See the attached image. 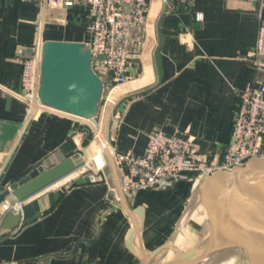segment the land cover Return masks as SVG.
<instances>
[{
    "label": "crops",
    "instance_id": "1",
    "mask_svg": "<svg viewBox=\"0 0 264 264\" xmlns=\"http://www.w3.org/2000/svg\"><path fill=\"white\" fill-rule=\"evenodd\" d=\"M163 8L162 0L151 1L145 44L132 77L104 89L89 125L51 111L32 112L18 97L22 62L36 47L46 41H90L86 7L49 10L24 0H3L1 187L38 166L49 169L75 155L86 163L99 141L119 154L132 150L140 155L154 132L194 137L210 158L224 152L231 139L235 93L264 81V61L255 55L264 0H193L178 4L174 14H164ZM196 14L202 19L197 21ZM100 177L101 182L89 185L62 184L65 192L53 208L45 194L38 197L45 211L31 224L8 230L4 222L10 213L5 214L0 264H143L145 256L152 258L171 239L202 179L138 191L126 199L128 213L116 200V186L112 191L110 180Z\"/></svg>",
    "mask_w": 264,
    "mask_h": 264
},
{
    "label": "built area",
    "instance_id": "2",
    "mask_svg": "<svg viewBox=\"0 0 264 264\" xmlns=\"http://www.w3.org/2000/svg\"><path fill=\"white\" fill-rule=\"evenodd\" d=\"M49 10H68L84 5L90 41L84 44L91 55V71L101 80L103 91L122 86L145 44L147 14L152 0H24ZM164 14H174L178 4L193 0H162ZM255 1V0H245ZM3 0H0V6ZM197 21L202 19L195 15ZM256 58L264 61V26L259 30ZM99 56L102 59H97ZM41 46L22 62L18 97L29 107L39 102ZM231 139L224 152L215 157L203 154L195 138L180 134L150 133L142 154L132 150L119 154L109 150L123 195L130 199L142 190L170 188L189 178L208 177L216 171L243 166L253 158L264 159V81L258 88L235 93ZM116 200L119 199L116 197ZM17 201L0 203V222L7 213L22 214ZM22 223V222H21Z\"/></svg>",
    "mask_w": 264,
    "mask_h": 264
},
{
    "label": "water",
    "instance_id": "3",
    "mask_svg": "<svg viewBox=\"0 0 264 264\" xmlns=\"http://www.w3.org/2000/svg\"><path fill=\"white\" fill-rule=\"evenodd\" d=\"M90 63L91 55L84 44L44 42L41 46L39 102L31 105L32 112L51 111L82 119L89 124L88 120L97 114L103 92L102 82L91 71ZM106 155L119 200L123 208L131 213L126 206L128 198L122 193L112 156ZM84 167V160L75 155L49 169L38 166L9 186H0V203L12 197L23 205L22 214L10 213L4 227L13 230L21 222L31 224L40 218L41 211L45 210L41 209L38 197L45 194L49 208H53L65 192L62 184L73 182L83 186L102 181L100 176L84 177ZM54 186L57 190L50 191ZM198 187L201 202L212 216L207 242L197 250L162 264H196L213 249L228 244L230 247L239 245L248 250L250 256L263 260L264 159L253 158L243 166L216 171L203 177ZM137 231L138 225L134 222L132 232ZM149 261V257L145 256L143 264H149Z\"/></svg>",
    "mask_w": 264,
    "mask_h": 264
},
{
    "label": "rangeland",
    "instance_id": "4",
    "mask_svg": "<svg viewBox=\"0 0 264 264\" xmlns=\"http://www.w3.org/2000/svg\"><path fill=\"white\" fill-rule=\"evenodd\" d=\"M94 152L92 154V156L87 160V162L85 163V175H97L98 177L101 176V174H104L108 180H110L111 183V190L114 191V187H115V183H114V179H113V174L109 165V161L108 158L106 156L107 151L110 150L109 144H107L106 142H98L96 146H94ZM98 151H101V153L103 154L106 164L102 165V167H100V169H96L95 165H94V157L97 155ZM110 152V151H109ZM200 180V179H198ZM60 184V183H59ZM57 184V185H59ZM56 185V186H57ZM199 187L196 186V189L194 191L193 197L190 200V202L187 205L186 211L182 217V219L180 220L178 226L176 227V230L174 232V234L172 235L171 239L165 244L164 247H162V249H160L157 253H155L152 258H150L149 260V264H158L162 261H166L170 258V253H174L175 251H177L178 253L183 252L185 249H189L191 248L193 250H197L199 248H201V246H204V244L206 243L207 237H208V233H209V228H210V221L208 220V217L203 216L202 214V203L199 200L198 202H195L194 204V208H190V205L194 202V195L195 192H197V189ZM200 206H198V204ZM201 203V204H200ZM200 207V208H199ZM204 209V208H203ZM175 238H180V240H183V244L182 247H178V249H176L174 246H172L175 241ZM190 238V239H189ZM226 247L228 249H230V246L225 245L219 248V250H221L222 252H225ZM227 249V250H228ZM169 253V254H168ZM242 253V252H241ZM230 254L226 256V260L228 259H232L230 264H249L250 260L248 259L247 255L244 254ZM180 255H178L179 257ZM169 257V258H168ZM176 259V258H175ZM223 264H228L227 262H224ZM264 264V263H263Z\"/></svg>",
    "mask_w": 264,
    "mask_h": 264
},
{
    "label": "bare ground",
    "instance_id": "5",
    "mask_svg": "<svg viewBox=\"0 0 264 264\" xmlns=\"http://www.w3.org/2000/svg\"><path fill=\"white\" fill-rule=\"evenodd\" d=\"M108 155L111 157V154L109 151H107ZM94 161V165L96 167V169H100V167H102V165L106 164V161H105V158L103 156V154L101 153V151H98L97 155L94 157L93 159ZM118 197V196H117ZM199 200L201 201V192H200V189H197V192H195V195H194V199H193V203L190 205L189 209L191 208H194L196 206L195 202H198L199 203ZM197 203V204H198ZM202 203V202H201ZM200 203V204H201ZM195 204V206H194ZM194 206V207H193ZM198 206H200L198 204ZM200 208V207H199ZM204 208V209H203ZM190 209V210H191ZM202 214L203 216L205 217L206 219V216L208 217V220L210 221L211 223V214L208 212L207 208L205 207L204 204H202ZM210 231V229H209ZM180 238H175V241L174 243H172L176 249H178V247H182V244L184 243L183 240H180ZM190 239V238H189ZM208 239V237H207ZM207 242V240H206ZM229 245V244H228ZM233 246V247H232ZM230 247V249H228L226 247V251L225 252H222L221 250L219 249H213L211 252L207 253L206 256H204L201 260H198L196 262V264H223L224 262H227L228 264L231 263L232 259H228L226 260V256L227 255H230V254H244V255H247L248 259L250 260L249 264H261L262 263V259H256L255 257H252L249 255L248 253V250H245L244 248L240 247L239 245H232ZM202 247V246H201ZM228 249V250H227ZM192 249L189 248V249H185L183 252L181 253H178L177 251H175L174 253H170V258L166 261H162L160 262V264L164 263V262H168V261H172L174 260L175 258L178 257V255H181V254H184V253H187L189 251H191ZM169 254V253H168ZM264 260V259H263ZM264 263V262H263ZM159 264V263H158Z\"/></svg>",
    "mask_w": 264,
    "mask_h": 264
}]
</instances>
